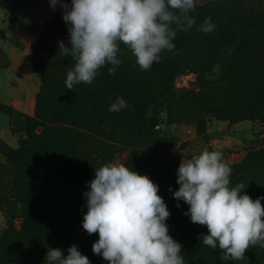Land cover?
Masks as SVG:
<instances>
[{
    "label": "rangeland",
    "instance_id": "obj_1",
    "mask_svg": "<svg viewBox=\"0 0 264 264\" xmlns=\"http://www.w3.org/2000/svg\"><path fill=\"white\" fill-rule=\"evenodd\" d=\"M213 1L196 0L194 26L178 31L175 49L149 70L121 44L115 75L107 65L91 84L68 90L74 61L59 52L58 42L69 41L64 20L60 33L35 50L44 24L64 9L53 10L50 0H0V264H45L49 248L67 256L72 245L91 264H108L92 251L98 234L82 228L84 193L107 163H122L159 186L184 264H264L260 247H250L245 260H222L219 248L203 244L207 227L192 223L184 215L189 206L172 195L182 160L207 149L231 167L230 187L242 183L253 199L264 197V115L248 109L259 80L249 57L234 60L230 47L203 41L205 18L219 22ZM118 96L127 106L110 112Z\"/></svg>",
    "mask_w": 264,
    "mask_h": 264
},
{
    "label": "clouds",
    "instance_id": "obj_2",
    "mask_svg": "<svg viewBox=\"0 0 264 264\" xmlns=\"http://www.w3.org/2000/svg\"><path fill=\"white\" fill-rule=\"evenodd\" d=\"M57 4L64 9L70 45L59 41V52L74 61L65 80L68 90L91 84L107 65L108 74L115 75L123 63L118 56L121 44L130 49L141 70H149L164 51L175 49L178 31L194 26L189 14L197 6L196 0H50L53 10ZM215 28L207 17L199 31L211 33ZM219 68L213 67L217 75ZM126 106L118 96L108 110L119 112ZM231 171L221 152L205 149L182 160L179 188L172 195L189 206L184 215L192 223L207 227L208 234L201 236L205 246L219 248L224 261H242L250 247L264 248V197L253 199L242 183L230 187ZM88 188L82 228L99 236L92 244L94 254L108 264H184L182 244L169 235L170 211L149 176L122 163H107L95 169ZM67 253L49 248L45 264H91L76 245Z\"/></svg>",
    "mask_w": 264,
    "mask_h": 264
},
{
    "label": "trees",
    "instance_id": "obj_3",
    "mask_svg": "<svg viewBox=\"0 0 264 264\" xmlns=\"http://www.w3.org/2000/svg\"><path fill=\"white\" fill-rule=\"evenodd\" d=\"M211 7L219 16L217 33H206L203 41L207 46L215 40L219 48L230 47L234 60L240 59L241 54L251 59L256 73L253 78L259 82L258 87L251 90L248 109L253 114L264 115V0H214ZM62 20L63 13L55 14L44 24L35 50L48 43L53 34L60 33ZM186 54L187 49L183 53L184 60ZM217 117L225 119V116Z\"/></svg>",
    "mask_w": 264,
    "mask_h": 264
},
{
    "label": "water",
    "instance_id": "obj_4",
    "mask_svg": "<svg viewBox=\"0 0 264 264\" xmlns=\"http://www.w3.org/2000/svg\"><path fill=\"white\" fill-rule=\"evenodd\" d=\"M4 59V54L0 51V60Z\"/></svg>",
    "mask_w": 264,
    "mask_h": 264
}]
</instances>
